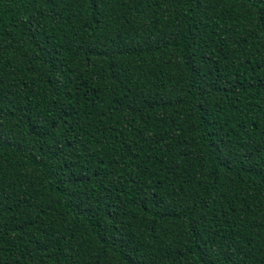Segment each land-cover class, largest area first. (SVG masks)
<instances>
[{
	"label": "trees",
	"instance_id": "trees-1",
	"mask_svg": "<svg viewBox=\"0 0 264 264\" xmlns=\"http://www.w3.org/2000/svg\"><path fill=\"white\" fill-rule=\"evenodd\" d=\"M0 264H264V0H0Z\"/></svg>",
	"mask_w": 264,
	"mask_h": 264
}]
</instances>
